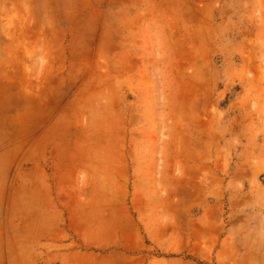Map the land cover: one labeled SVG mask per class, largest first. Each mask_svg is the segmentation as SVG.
I'll list each match as a JSON object with an SVG mask.
<instances>
[{
    "label": "rangeland",
    "instance_id": "rangeland-1",
    "mask_svg": "<svg viewBox=\"0 0 264 264\" xmlns=\"http://www.w3.org/2000/svg\"><path fill=\"white\" fill-rule=\"evenodd\" d=\"M0 48V229L48 134L117 182L142 262L264 264V0H0Z\"/></svg>",
    "mask_w": 264,
    "mask_h": 264
},
{
    "label": "crops",
    "instance_id": "crops-1",
    "mask_svg": "<svg viewBox=\"0 0 264 264\" xmlns=\"http://www.w3.org/2000/svg\"><path fill=\"white\" fill-rule=\"evenodd\" d=\"M10 54L14 61L0 62L1 69L21 72L22 52ZM34 136L20 158L23 173L13 181L21 206L16 209V228L0 229V264H146L142 229L127 216L126 197L104 187L117 182L96 178V161L90 162L93 170H87L81 148L73 152L64 145L56 151L48 134L41 144ZM119 156L116 153L118 162ZM84 172L87 179L80 178ZM151 200L134 194L130 204L134 211L150 212L158 209Z\"/></svg>",
    "mask_w": 264,
    "mask_h": 264
}]
</instances>
